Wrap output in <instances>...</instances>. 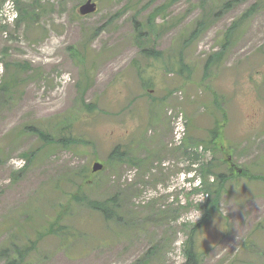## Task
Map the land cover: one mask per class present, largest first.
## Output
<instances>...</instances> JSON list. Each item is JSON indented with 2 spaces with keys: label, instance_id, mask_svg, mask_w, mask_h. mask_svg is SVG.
I'll return each mask as SVG.
<instances>
[{
  "label": "rangeland",
  "instance_id": "1",
  "mask_svg": "<svg viewBox=\"0 0 264 264\" xmlns=\"http://www.w3.org/2000/svg\"><path fill=\"white\" fill-rule=\"evenodd\" d=\"M84 1L0 0V250L17 264H186L192 235L196 264H264V0H95L80 16ZM118 144L139 162L93 173L76 203L81 169ZM111 196L106 221L87 201Z\"/></svg>",
  "mask_w": 264,
  "mask_h": 264
},
{
  "label": "trees",
  "instance_id": "2",
  "mask_svg": "<svg viewBox=\"0 0 264 264\" xmlns=\"http://www.w3.org/2000/svg\"><path fill=\"white\" fill-rule=\"evenodd\" d=\"M250 11H247L243 17H246L247 14ZM157 17V15L155 13L152 14V16L148 18V23H146L145 27L147 28V31L154 33V31L156 30V23H155V18ZM202 22H200L201 24ZM3 28V26H0V31ZM145 32L148 34V32ZM231 32L228 30L227 36L230 37ZM140 35V34H139ZM145 55H147V57H157L160 55L159 52H154L153 50L148 51L145 50L144 51ZM151 55V56H150ZM10 84V80L7 82H4L1 85V89L2 90H8ZM14 87V86H12ZM12 90V89H11ZM150 91L148 90L147 93H149ZM10 93V92H9ZM89 109L92 108V106H87ZM35 130V129H34ZM35 134L39 137V139L41 141H43L44 145H48L53 142V136L49 133H47L46 131H42V130H35L34 131ZM58 142H60L63 146L64 145H68V144H72L75 143L77 140H75V138H72L71 136H64L61 138H57L56 139ZM57 142V143H58ZM188 143L190 142V139H188V135L185 137L184 141H183V145L181 146L182 149L181 151L183 152V154H186L187 149L189 148ZM180 147V148H181ZM24 156L27 159H31L34 155L32 153L29 154H24ZM196 156H193V159H195ZM127 159V161H137V163L139 162V160H131V158H129V155L127 153L126 150L121 149V145H116L113 147V149L111 150V152L108 155V158L106 159V161L103 163V171L106 169V165L109 163H113V162H120L123 163L125 160ZM201 171H205V173L208 171V168H203L201 169ZM79 176H80V184L77 186L74 194L72 195V197L74 198L75 202H81V201H85L84 195H85V190L84 187L85 186H91L93 184L91 178L93 176V172L91 171V169H89L88 167H84L83 169H81V171L79 172ZM217 178H223V175L219 174L217 175ZM222 181L219 183V187L221 186ZM207 186L210 187V185L207 184ZM218 187V188H219ZM211 188V187H210ZM194 191H197L199 189L194 188ZM204 190V189H203ZM219 189H217L218 191ZM217 191L213 194V196L211 197V199H207L205 205H204V213L200 218L199 223L193 225L191 232H194V230L199 227L200 225L204 224L210 217L211 213L213 212L214 208H216L218 206V196H217ZM88 202V206L90 209L99 212L100 214H102L103 218L106 221H110L114 218V216L116 217V212H117V208H116V204H117V198L116 196H111L108 199H105L103 201H87ZM199 208H202V206L199 205ZM55 223H50L49 224V228L48 231L49 232H54L56 231L53 228V225ZM189 243V245H187V248L185 250V254H186V258H187V263L188 264L190 260H192L194 262V264L197 263L198 261V256L197 254L194 252V244H193V237L192 235L190 236L187 244ZM17 255H19L20 257H22V252H20L19 250L17 251V253L12 257L9 258L10 256L7 254V249H1L0 250V256H6L7 260L5 261L4 264H17Z\"/></svg>",
  "mask_w": 264,
  "mask_h": 264
},
{
  "label": "water",
  "instance_id": "3",
  "mask_svg": "<svg viewBox=\"0 0 264 264\" xmlns=\"http://www.w3.org/2000/svg\"><path fill=\"white\" fill-rule=\"evenodd\" d=\"M95 10H96L95 2H93V0H86L83 4H81L78 7L77 12L83 16L89 13H93ZM102 167H103L102 164L96 161L92 164V171L93 172L99 171L102 169Z\"/></svg>",
  "mask_w": 264,
  "mask_h": 264
},
{
  "label": "flooded vegetation",
  "instance_id": "4",
  "mask_svg": "<svg viewBox=\"0 0 264 264\" xmlns=\"http://www.w3.org/2000/svg\"><path fill=\"white\" fill-rule=\"evenodd\" d=\"M225 162H226V165H227L228 168H230L231 170H233V169L235 170V166H234V164H233V162H232L230 157H227V160Z\"/></svg>",
  "mask_w": 264,
  "mask_h": 264
}]
</instances>
